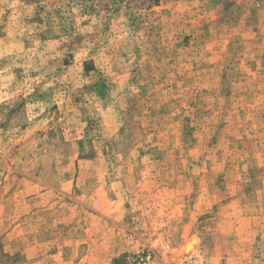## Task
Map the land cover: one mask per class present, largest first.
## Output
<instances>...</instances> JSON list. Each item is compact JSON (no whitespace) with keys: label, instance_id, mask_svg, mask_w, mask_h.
<instances>
[{"label":"rangeland","instance_id":"rangeland-1","mask_svg":"<svg viewBox=\"0 0 264 264\" xmlns=\"http://www.w3.org/2000/svg\"><path fill=\"white\" fill-rule=\"evenodd\" d=\"M144 252L264 264V0H0V264Z\"/></svg>","mask_w":264,"mask_h":264},{"label":"trees","instance_id":"trees-1","mask_svg":"<svg viewBox=\"0 0 264 264\" xmlns=\"http://www.w3.org/2000/svg\"><path fill=\"white\" fill-rule=\"evenodd\" d=\"M148 256L147 252H144L142 255H134L132 256L133 261H130L131 256L127 253L122 254L121 256H119L114 264H141L140 261H144V258H146Z\"/></svg>","mask_w":264,"mask_h":264},{"label":"crops","instance_id":"crops-1","mask_svg":"<svg viewBox=\"0 0 264 264\" xmlns=\"http://www.w3.org/2000/svg\"><path fill=\"white\" fill-rule=\"evenodd\" d=\"M22 193V192H21ZM14 231V230H13ZM10 233H12V231L10 232ZM11 243H14V242H11Z\"/></svg>","mask_w":264,"mask_h":264},{"label":"bare ground","instance_id":"bare-ground-1","mask_svg":"<svg viewBox=\"0 0 264 264\" xmlns=\"http://www.w3.org/2000/svg\"><path fill=\"white\" fill-rule=\"evenodd\" d=\"M193 244H194V243H193ZM193 244H192V245H193ZM192 245H191V246H192ZM191 246H190V247H191Z\"/></svg>","mask_w":264,"mask_h":264}]
</instances>
